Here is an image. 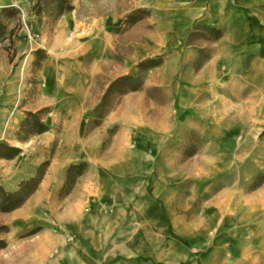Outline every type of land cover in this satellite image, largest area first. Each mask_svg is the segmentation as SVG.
<instances>
[{
  "label": "rangeland",
  "instance_id": "obj_1",
  "mask_svg": "<svg viewBox=\"0 0 264 264\" xmlns=\"http://www.w3.org/2000/svg\"><path fill=\"white\" fill-rule=\"evenodd\" d=\"M36 1L0 0V20L3 7L19 9L2 17L7 30L0 36V142L21 148L11 159L0 156V183L15 190L42 162L50 159V164L21 209L0 211V241L6 243L0 244V264H264V103L253 109L217 107L215 123L198 117L194 129L167 140L156 163L175 165L177 171L152 174V195L162 193L157 201L169 218L152 229L151 250L131 234L143 228L142 215L131 208L118 218L116 202H101L92 188L77 190L88 169L67 181L70 163L54 185L45 186L52 160L64 146L67 114L64 93L54 100L51 84L70 80L72 62H90L80 59L81 53L91 50L97 34L111 39L113 67L105 68L104 81L93 82L98 107L88 111L84 125L86 137L96 128L105 134L101 149L106 150L120 125L107 129V116L123 99L140 100L148 114L169 100L158 85L160 65L140 71L138 64L156 56L164 62L166 31L198 0H72L75 8L58 17L48 8L37 15ZM139 9L147 11L142 19L117 28ZM107 14L114 24L101 31ZM209 25L197 19L181 45L197 52V69L211 54ZM51 63H59L53 76ZM111 69L114 75L139 76L143 86L110 95L105 111L101 102L108 87L103 93L99 89L114 76ZM173 109L176 113V103ZM29 111L42 112L47 131L19 133ZM192 165L198 170L191 172Z\"/></svg>",
  "mask_w": 264,
  "mask_h": 264
},
{
  "label": "crops",
  "instance_id": "obj_2",
  "mask_svg": "<svg viewBox=\"0 0 264 264\" xmlns=\"http://www.w3.org/2000/svg\"><path fill=\"white\" fill-rule=\"evenodd\" d=\"M102 18L101 31L114 24L110 14ZM199 18L223 29V35L211 42L210 56L197 69L193 66L197 52L181 45L189 27ZM173 23L166 31L167 50L158 83L169 100L157 107L156 114H148L140 100L123 99L117 110L107 116V129L112 124L120 125L106 150L101 149L105 134L96 128L86 137L84 125L88 111L98 107V99L92 96L93 82L98 77L104 81L109 76L105 68L113 67L111 39L97 34L91 50L81 53L80 59L90 62H72L70 80L65 77V85L50 86L54 100L64 93L67 114L63 120L64 146L52 160L45 186L54 185L70 163L86 161L88 171L79 178L77 190L92 188L101 202H116L118 218H125L131 208L142 215L143 228L131 234L143 241L145 250H151L155 234L152 229L169 218L163 215L157 201V197L164 196L161 192L154 196L151 190L156 187L153 172L177 171L175 165L156 163L167 140L184 128L194 129L198 117L208 124L215 123L217 107L253 109L264 103V0H198ZM58 65L51 63V76L56 74ZM110 71L114 75L115 70ZM123 74L107 78L105 88L99 90L103 93L112 80ZM174 103L178 107L176 113ZM189 170L196 171L198 167L192 165Z\"/></svg>",
  "mask_w": 264,
  "mask_h": 264
},
{
  "label": "trees",
  "instance_id": "obj_3",
  "mask_svg": "<svg viewBox=\"0 0 264 264\" xmlns=\"http://www.w3.org/2000/svg\"><path fill=\"white\" fill-rule=\"evenodd\" d=\"M46 8L51 10V12L58 17L65 12L73 10L75 6L72 0H37L33 7L37 15L42 14ZM146 12L147 11L145 10L139 9L132 13H129L125 16L124 19L119 22L117 28L120 30H125L127 27L142 19ZM14 13H19V9L15 6H7L2 8L0 20V36L6 35L5 32L7 30L6 25L3 23L2 17L11 16ZM209 30L211 32L210 39L212 41L219 39L223 35V29L221 28L209 25ZM208 57L209 55L206 58ZM162 62L163 56L150 57L142 60L138 64V67L140 71H143L155 66H159L162 64ZM142 86L143 82L139 76L126 74L117 77L108 86L101 102V109L107 110L106 102L110 95L114 93L123 95L129 91L139 90L142 88ZM41 113V111L27 112L25 119L21 123L19 133L25 134L27 136L30 134L43 133L47 131L48 126L41 118ZM20 152V147L11 145L8 142H0L1 157L11 159L17 156ZM49 164L50 159L42 162L39 165L36 174L28 179L21 181L19 187L15 190H8L0 184V211L11 212L20 208L38 188L45 173V169L49 166ZM87 169L88 163L85 161L72 163L67 169V181H69L72 177L83 174ZM0 244H2L1 246H4L6 243L5 241H0Z\"/></svg>",
  "mask_w": 264,
  "mask_h": 264
}]
</instances>
